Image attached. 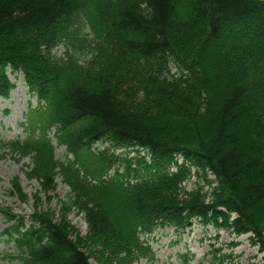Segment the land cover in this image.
I'll return each mask as SVG.
<instances>
[{"label":"trees","instance_id":"obj_1","mask_svg":"<svg viewBox=\"0 0 264 264\" xmlns=\"http://www.w3.org/2000/svg\"><path fill=\"white\" fill-rule=\"evenodd\" d=\"M8 73L37 107L24 140L0 151L27 157L40 187L29 217L0 208L16 250L8 260L132 264L154 258L156 231L199 220L249 235L264 264V0H0L3 99L15 86ZM200 176L210 193L186 191ZM57 177L69 199L54 219L40 206ZM11 187L27 202L17 179ZM70 208L84 217V238Z\"/></svg>","mask_w":264,"mask_h":264},{"label":"rangeland","instance_id":"obj_2","mask_svg":"<svg viewBox=\"0 0 264 264\" xmlns=\"http://www.w3.org/2000/svg\"><path fill=\"white\" fill-rule=\"evenodd\" d=\"M79 36L77 43L84 49L87 39H91V32L87 26ZM65 51H67L66 47L60 45L54 53L57 57H62ZM87 60L88 53L84 51L79 57V61L85 63ZM8 75L15 86L8 99L0 98V142L4 143L24 140L26 131L23 130V124L26 123L31 107H37V102L30 99L22 77L12 73H8ZM224 80V76H221L217 84L223 83ZM205 119L203 120L205 121ZM50 136L53 137L52 133ZM204 136L209 142L211 141L212 133L207 128L204 130ZM53 144H55L54 141ZM105 146L96 144L92 149L102 150ZM55 155L56 158L63 160L64 147H56ZM133 155L135 154L131 153L129 157ZM140 156H143V153ZM28 171L29 159L27 157L0 151V208L10 210L12 215L29 217L33 212V196L40 191V187L36 179L29 178ZM211 178L208 176L209 180ZM14 179H17L27 202H22L16 194H11V181ZM54 183L55 190L46 196L49 198L41 197L40 211L57 219L60 203L68 201L69 191L60 177H57ZM212 186L207 185L205 179L200 176L192 177L185 183L184 188L186 191H190L202 187L204 192L210 193ZM66 215L73 233L84 238L87 233V225L83 215L72 208ZM9 226L10 223H7L0 213V264H17L16 261L8 260V256H13L16 250L2 234ZM248 237L249 235L236 236L229 231L217 229L211 224L206 225L199 220H194L190 227L182 232H176L171 228L156 231L147 239L154 258H140L132 264H185L183 261L185 255H188L187 264H261L262 255L255 246L251 245ZM90 264H104V262L102 259L90 258Z\"/></svg>","mask_w":264,"mask_h":264}]
</instances>
